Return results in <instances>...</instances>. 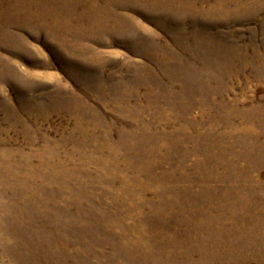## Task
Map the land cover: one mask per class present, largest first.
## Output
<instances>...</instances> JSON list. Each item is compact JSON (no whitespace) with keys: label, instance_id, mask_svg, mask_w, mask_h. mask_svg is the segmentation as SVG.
<instances>
[{"label":"rangeland","instance_id":"374dc122","mask_svg":"<svg viewBox=\"0 0 264 264\" xmlns=\"http://www.w3.org/2000/svg\"><path fill=\"white\" fill-rule=\"evenodd\" d=\"M0 264H264V0H0Z\"/></svg>","mask_w":264,"mask_h":264}]
</instances>
